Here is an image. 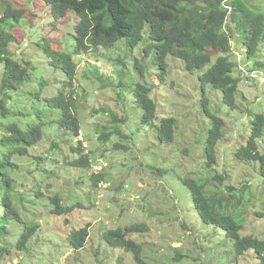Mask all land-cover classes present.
I'll return each mask as SVG.
<instances>
[{
	"label": "rangeland",
	"instance_id": "obj_1",
	"mask_svg": "<svg viewBox=\"0 0 264 264\" xmlns=\"http://www.w3.org/2000/svg\"><path fill=\"white\" fill-rule=\"evenodd\" d=\"M7 4L23 12L18 24H2L13 40L8 54L36 70L31 72V82L13 93L15 100L12 98L10 105L14 111L30 114L28 121L11 116L0 118V133L11 120L22 128L34 123L38 111L48 124L41 128V141L26 156L16 158L18 169L9 174L14 181L10 194L14 207L38 231L23 251L11 244L14 234L0 238V245L10 249L9 254H1L0 264H136L131 253L110 248L101 237L103 231L131 224L148 227L146 233L130 237L141 245L147 264H257L253 250L238 255L225 232L201 221L182 180L190 177L203 181L216 172L224 173L225 184L236 189L248 182L251 198L249 202L243 196L241 199V234L264 239V215L256 214H264L259 167L235 160L237 150L246 143L250 121L264 114V76L246 71L245 64L239 67L245 71L236 73L237 77L244 80L238 84L236 109L232 111L222 104L220 91L210 85L202 90L199 78L204 70L188 72L181 60L171 56L165 60L164 81L159 82L151 63L153 49L142 79L134 64L140 61L147 41L142 40L131 51L121 40L112 49L89 52L80 61L74 58L79 61L74 92L81 135L77 138L70 130L58 129L55 120L60 111L50 115L43 112V98L55 92L63 77L51 66L48 69L44 51L37 48L39 40L45 38L53 42L55 51L65 48L62 40L64 44L72 40L76 17L69 13L54 23L50 8L42 0H0V18ZM240 57L239 53L232 59L242 61ZM43 81L46 87H39ZM137 83L150 88L157 107L156 124L168 117L176 120L171 143L160 142L153 127L139 122L142 110L136 107L131 89ZM29 91L38 96L41 93V100L36 95L29 96ZM203 93L211 114L225 120L226 126L224 138L216 147L217 161L212 171L204 166L203 147L211 121L200 105ZM103 132L108 138L100 141ZM78 140H82L91 162H97L90 169L66 163L72 161L71 147ZM51 143L57 147L52 149ZM257 144L264 153V136ZM38 192L41 195L37 196ZM55 193L61 197L62 205L77 207L71 213L54 214L55 205L48 197ZM87 224L89 236L84 247L71 249V231ZM10 227L13 231L17 224Z\"/></svg>",
	"mask_w": 264,
	"mask_h": 264
},
{
	"label": "trees",
	"instance_id": "obj_2",
	"mask_svg": "<svg viewBox=\"0 0 264 264\" xmlns=\"http://www.w3.org/2000/svg\"><path fill=\"white\" fill-rule=\"evenodd\" d=\"M42 1L50 8L54 23L61 21L69 13L77 19L71 34L72 40L67 44L62 40L65 48L61 51H55L53 42L46 39L40 40L37 46L44 51L49 69L51 66L52 70L59 71L64 79L60 88L55 90L54 96L43 98V112L50 115L55 110L60 111V116L55 120L58 129L70 130L77 138L80 135V124L76 115L77 102L74 97L77 63L87 53L112 49L121 40L125 41L131 51L142 40L147 41L142 49L140 61L136 60L134 64L142 79L145 77L150 50L153 49L151 63L156 68L159 82L164 81L167 71L165 60L167 56H171L181 60L188 72L204 70L199 78L202 90L206 85H210L220 91L222 104L232 111L236 109L238 84L244 80L237 77V74L245 71L239 70V67L245 64L246 71L260 73L259 77L264 76V0ZM22 16V11H15L7 4L0 18V118L11 116L16 119L26 118L28 121L30 114L14 111L10 105L13 103V93L31 82V72L36 69L30 67L28 62L22 65L10 57L8 47L13 40L2 27V24L9 21L18 24ZM240 51H243L240 57L243 60L232 59ZM39 85L43 87L46 82L43 81ZM131 89L136 107L142 110L139 122L153 127L160 142L171 143L174 139L176 120L168 117L156 124L154 121L157 107L151 98L150 88L137 83ZM28 95H36L37 99L41 100V93L39 96L37 92ZM200 105L211 121L203 147V157L205 167L212 171L217 161V144L224 138L225 120L211 114L209 101L204 93ZM34 116V123H29L24 128L11 120L9 125L1 129L4 133H0V238H9L14 234L15 240L11 244L18 251L26 249L38 227L25 222L14 207L10 199L14 181L9 174L18 169L16 158L26 156L28 150L37 146L42 139L41 128L48 122L44 121L40 111ZM120 121L122 123L126 120ZM248 130L246 143L237 150L235 160L239 163L257 164L259 179L264 187V153L260 152L257 144L264 136V114H257L250 121ZM107 138L105 132L99 136L100 141ZM82 145V140H78L71 147L73 159L66 163L87 170L97 162H91L92 158ZM56 147V143H51L52 149ZM225 181V174L215 172L212 177L203 181L185 177L182 184L189 191L193 210L203 223L215 225L225 232L238 255L253 250L257 264H264V239L241 234L244 222L241 199L243 196L246 202H249L250 186L247 182L238 192L239 189L226 185ZM243 193H247V196ZM48 199L55 205L53 213L56 215L71 213L77 207L62 205V199L57 193L50 195ZM243 208L247 209L246 205L243 204ZM256 214L264 215L259 212ZM10 224H17V227L13 228L14 233L11 227L8 229ZM89 227L87 224L71 231V249L80 250L84 247L89 236ZM147 231L145 224H131L124 228L103 231L101 237L110 248H120L131 253L136 264H147L142 256L141 245L130 238L131 235H140ZM9 251L10 249L0 245V257L2 253L9 254Z\"/></svg>",
	"mask_w": 264,
	"mask_h": 264
},
{
	"label": "clouds",
	"instance_id": "obj_3",
	"mask_svg": "<svg viewBox=\"0 0 264 264\" xmlns=\"http://www.w3.org/2000/svg\"><path fill=\"white\" fill-rule=\"evenodd\" d=\"M46 39V38H45ZM40 41V40H39ZM242 52L243 51H240V55H241V57H242ZM48 69H49V67H48ZM63 80L64 79H62V81H60V82H58L59 84H60V86H61V84H62V82H63ZM57 81V80H56ZM43 87H46V85H42ZM60 86L58 87V88H60ZM39 87H40V85H39ZM58 88H56V89H58ZM40 91V90H39ZM52 96H54V92H53V94L52 95H50V96H48L49 98L50 97H52ZM81 135H79V137H80ZM217 149V148H216ZM204 166H205V164H204ZM207 169V168H206ZM207 170H209V169H207ZM221 174V173H220ZM224 174V173H223ZM257 261V260H256Z\"/></svg>",
	"mask_w": 264,
	"mask_h": 264
}]
</instances>
